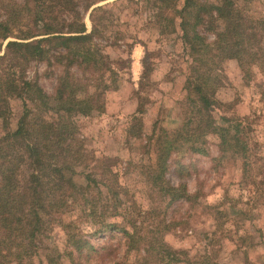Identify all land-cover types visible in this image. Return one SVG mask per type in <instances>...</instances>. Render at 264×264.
<instances>
[{"label": "trees", "instance_id": "16d2710c", "mask_svg": "<svg viewBox=\"0 0 264 264\" xmlns=\"http://www.w3.org/2000/svg\"><path fill=\"white\" fill-rule=\"evenodd\" d=\"M106 1L0 0V53L5 41L15 39L6 43L0 55V264H31L57 224L65 247L71 250L64 248L48 264H60L62 257L70 258L71 264L89 263L83 258L93 248L78 228L88 221L92 226L100 224L98 232L117 231L123 236L125 259L114 264H191L187 253L175 252L163 241L173 224L164 223L160 205L180 197L191 199L183 181L189 172L181 163L176 168L177 173L184 171L182 178L177 175L179 185L172 187L166 178L171 157L188 151L207 155V137L213 135L222 157L227 153L238 156L246 172L253 165L245 127L229 118H221L223 124L218 125L211 112L219 78L216 67L234 60L247 73L258 57L264 64V20L254 21L245 14V5L255 0H146L153 1L155 17L176 35L189 66L184 68L180 95L182 125L166 130L155 123L146 137L156 158L141 172L143 184L157 196V205L138 214L139 224L131 222L132 211L117 200L116 174L106 166L102 176L92 172L97 160L87 153L74 120L105 112L111 93L118 91L124 77L127 81L130 77L135 41L114 61L104 52L121 49L123 37L105 32L114 25L111 10L130 0L96 6ZM88 13L89 29L85 23ZM23 20H30L31 25L23 26ZM219 23L221 31H217ZM206 33L215 38L210 41ZM148 58L145 53L139 82L147 76ZM31 62L49 69L47 75L55 80L51 93L36 79H27ZM13 98L20 99L24 109L16 129L10 130L9 101ZM142 111L138 105L126 124V132L139 141L145 139ZM126 164L129 169L132 163L128 160ZM258 170L264 177V166ZM77 206L82 207L81 216L75 211ZM149 218L154 230H144V219Z\"/></svg>", "mask_w": 264, "mask_h": 264}, {"label": "rangeland", "instance_id": "374dc122", "mask_svg": "<svg viewBox=\"0 0 264 264\" xmlns=\"http://www.w3.org/2000/svg\"><path fill=\"white\" fill-rule=\"evenodd\" d=\"M114 1L109 0L105 4ZM209 2L215 3L216 0ZM152 6L153 1L130 0L111 10L114 25L105 35L115 37L120 34L123 41L119 51L106 48L104 52L110 54L114 61L124 55L121 51L126 50L127 44L135 41L130 77L128 81L124 77L118 91L111 93L105 112L74 119L78 137L89 156L97 160L96 171L92 172L102 176L106 166L116 174L120 190L117 200L123 202L122 206L129 207L131 222L137 224L140 222L138 214H144L157 205V196L143 184L141 172L142 167L156 158L154 149L146 143V137L151 135L155 123L157 128L166 130H175L182 125L180 95L184 68L189 66L185 62V58L188 62L189 58L184 57L176 35L171 33V28H165L163 20L155 17L156 9ZM245 8V14L252 16L254 21L259 17L264 20V0H255ZM88 15L85 23L89 29ZM22 25H31V21L23 20ZM217 26V31L223 30L221 23ZM205 35L210 41L215 38L211 33ZM8 41L15 39L10 38L3 43L0 55ZM145 53L149 57L147 76L139 82ZM216 69L219 78L211 114L218 125L223 124L221 118H229L245 127L253 165L248 166L246 172L238 156L227 153L222 157L219 141L213 135L207 137L208 154L205 156L189 151L173 154L166 178L172 187H177V175L182 178L184 174L182 170L176 172L177 162L181 163L189 172L183 181L191 199L180 197L160 205L164 223L173 224L163 234V241L171 250L187 253L191 264H264V177L258 170V166H264V64L258 57L251 70L244 73L236 61L228 60ZM26 71L27 79H36L46 92H52L55 80L47 75L50 72L45 64L31 62ZM138 105L143 110L141 131L145 135V139L143 137L140 141L126 132V124L132 121ZM9 106L7 127L15 130L24 108L17 98L11 99ZM2 125L0 121V135ZM155 132L158 134V129ZM128 160L132 163L129 169ZM82 178V175L77 177L79 181ZM254 180L257 182L255 185L252 184ZM75 211L81 216L82 207L77 206ZM70 214L74 216L75 212ZM104 214L109 217L108 213ZM144 222V230H154L150 218ZM90 223L78 226L81 237L88 240L93 248L90 255L83 258L91 261L84 263L82 260L83 264H114L125 259L123 236L117 231L98 232L96 228L100 224L92 226ZM64 248L71 250L63 243L59 224L54 225L50 238L43 242L31 264H48L50 257H54L55 262L57 253L64 252ZM180 258L184 260L183 256ZM60 264H71L70 258L62 257Z\"/></svg>", "mask_w": 264, "mask_h": 264}, {"label": "water", "instance_id": "95a60500", "mask_svg": "<svg viewBox=\"0 0 264 264\" xmlns=\"http://www.w3.org/2000/svg\"><path fill=\"white\" fill-rule=\"evenodd\" d=\"M109 1V0H108ZM107 2V1H106ZM105 4V2H102V3H99L98 5H96V6H101V5H104ZM96 6H94V7H96Z\"/></svg>", "mask_w": 264, "mask_h": 264}, {"label": "crops", "instance_id": "0c3cea01", "mask_svg": "<svg viewBox=\"0 0 264 264\" xmlns=\"http://www.w3.org/2000/svg\"><path fill=\"white\" fill-rule=\"evenodd\" d=\"M132 53H134V49H133ZM132 59H133V54H132ZM133 63H134V61L132 62V64H133Z\"/></svg>", "mask_w": 264, "mask_h": 264}]
</instances>
